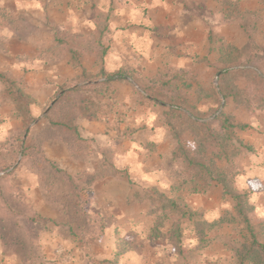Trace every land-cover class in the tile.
Returning a JSON list of instances; mask_svg holds the SVG:
<instances>
[{
	"label": "crops",
	"instance_id": "obj_1",
	"mask_svg": "<svg viewBox=\"0 0 264 264\" xmlns=\"http://www.w3.org/2000/svg\"><path fill=\"white\" fill-rule=\"evenodd\" d=\"M39 2L42 10H21L17 8V0H0V72L6 73L34 98L31 116L38 119L37 126L40 124L42 128L49 123L43 111L60 88L68 84L73 85L72 88L87 84L85 75H98L102 71L112 74L129 65L148 78L169 71L183 72L206 88L202 81L206 79L207 70L213 71L214 65L222 66L211 35L237 48L245 46L235 40V35L239 38L244 31L239 34L240 30H230V21L225 18L220 0ZM73 17L78 23L71 22ZM5 90L0 80V123H13L21 130L23 117L17 113L13 101L5 97ZM106 95L102 101L108 112L106 118L88 116L77 120L82 137L92 141V153L85 160H75L67 146L55 140L44 144V153L62 169L66 178L78 179V185L84 184L79 180L83 175H97L104 156L110 158L120 174L95 178L89 206L91 213L105 219L106 242L101 252L89 250L92 257L100 255L102 260L112 259L118 232L124 239L125 234L132 245L120 264H140L149 257L148 236L154 218L146 216L151 203L143 211L149 195L147 200L137 195L139 191L152 194L153 189L165 194L171 192L175 183L171 175L175 166H170L174 138L164 127L163 108L142 102L133 81L112 82ZM212 102H201L199 111L207 110ZM153 116L155 120L151 119ZM111 123H126L131 129L127 136H119L117 131L109 129ZM262 175L264 169L258 168L249 171L248 178ZM15 177L20 190L34 193L31 204L35 214L22 219L42 229L40 249L45 258L39 263L46 264L52 258L64 264H88L90 255L87 259L85 248L66 231L70 215L66 212L65 217L49 208L47 197L41 194L45 189L35 172L17 168ZM182 187L179 185L175 191L182 192ZM226 201L221 187L213 185L205 193L179 202L195 211H204L206 218L214 221L226 213ZM43 205L45 208H41ZM60 216L65 218L63 222L58 221ZM35 217L48 219L51 225L42 228L31 220ZM1 235L0 232V264H24V258L18 257L17 252L5 249ZM110 238L115 241L113 248Z\"/></svg>",
	"mask_w": 264,
	"mask_h": 264
},
{
	"label": "trees",
	"instance_id": "obj_2",
	"mask_svg": "<svg viewBox=\"0 0 264 264\" xmlns=\"http://www.w3.org/2000/svg\"><path fill=\"white\" fill-rule=\"evenodd\" d=\"M220 1L223 6L229 8L232 4L230 0ZM229 8L226 10L225 18L231 21L234 16ZM211 40L217 45L219 62L223 66L217 74L218 85L207 89L199 81L189 79L185 73L178 71H169L155 78H148L129 65L123 66L112 74L102 71L98 75H85L84 82L87 84L75 88H72L71 84L62 86L58 94L45 107L43 114L49 123L39 133L33 147V154L41 162L46 161L60 173L56 164L46 158L43 147L46 142L55 140L64 143L75 160H85L92 153V141L82 137L77 120L88 116L106 118L108 112L102 101L106 98L111 83L131 80L142 102L163 108L164 125L177 142L173 151V160L184 159L185 166L190 170L189 175L178 169L172 171L171 175L175 183L171 191L179 187V184L182 186L191 183L193 185L191 194H203L208 188L216 185L221 187L223 199L232 200L235 204L234 212H226L221 218L210 221L206 218L204 211H195L184 206L157 189H153L152 194L145 192L149 195L151 202L146 216L154 218L148 236L149 242L155 244L162 238H166L167 245L177 255H184L189 251L200 252L215 241L217 236L214 233H217L224 225H229L234 226L237 231L238 238L229 245L237 264H264V220L255 222L256 206L252 199L254 191L237 189L236 174L217 164L218 160H231L240 156L236 143L243 145V141L238 137V131H244L249 126L236 122L232 113L222 112L216 128L206 121V118L196 115L200 113L198 105L205 100L221 103L232 98L237 103V108L240 107L241 89L234 81L239 74L247 71L246 67L250 63L263 58L264 51L253 41L248 42L243 48H237L223 39L216 37L213 39L212 35ZM0 80L6 88L5 97L13 101L26 127L23 136H13L0 142V150H2L6 149L12 141L23 143L25 137L28 139L32 125L38 124V119L33 118L30 111V107L35 103L34 98L6 73L0 72ZM187 131L191 132L196 144L194 150H190L187 147L188 144L184 142V134ZM232 147L234 149L230 151ZM20 155L21 150L13 148L11 162L6 164L1 161L2 168L7 170L9 167H15ZM22 155L26 156V151ZM117 174L120 172L113 167L110 158L104 156L97 175L88 176L83 185L75 184L71 178L66 179L67 185L63 189L67 192L66 206L70 207L67 214L82 212L87 217V223L93 226L99 224L98 229L104 231L105 222L97 223L88 211L92 184L97 176ZM71 184L74 185L72 192ZM137 198L140 196L137 195ZM31 220L44 228L50 222L42 217ZM188 233L195 241V246L190 250L186 245ZM116 239L114 257L110 260H102L99 264H120L121 258L132 250L131 242L122 238L118 232Z\"/></svg>",
	"mask_w": 264,
	"mask_h": 264
},
{
	"label": "rangeland",
	"instance_id": "obj_3",
	"mask_svg": "<svg viewBox=\"0 0 264 264\" xmlns=\"http://www.w3.org/2000/svg\"><path fill=\"white\" fill-rule=\"evenodd\" d=\"M230 1L232 2L230 6L231 9L227 6H224L223 9L226 15V10L229 8L234 16L229 23L230 30L234 32L240 30L239 34L244 31L239 38L235 33V40L240 42L241 45H246L248 42L253 41L264 51V0ZM214 66L213 71L210 72L207 70L205 74L206 79L202 81L207 89H210L213 85H218L217 74L223 66ZM246 68L247 71L243 74H239L234 81L241 89L242 103L240 107L237 108V103H235L232 98L227 102L222 101L221 103L213 101L212 104H210L211 106L208 105L207 110L204 112L200 111V113L196 115L200 118H206V121L210 122L213 127L216 128L218 127L222 112L227 114L232 113L236 122L249 126V128L244 131H238V137L243 141V145L236 143L237 149H239L241 153L240 156L232 158L231 160H218L217 164L219 167L228 169L233 174H236L235 184L237 189H252L254 191L252 199L256 206L255 222H259L264 220V215H261V212H264V175L255 176L254 179H249L248 175L249 171L257 170L258 168L264 169V57L256 62L250 63ZM8 125H10V127H8ZM0 127H8L7 135L0 138V142L10 139L13 136H23L26 131L24 123H22L21 130H18L19 127L13 123H0ZM31 128L32 130L28 139L25 137L23 143L12 141V143H10L11 146L8 145L6 149L0 150V232L2 233V243L6 250L17 252L19 254L17 255L18 257L24 258V264H40L39 261L41 262V260L45 258L42 257V251L40 249L41 241L39 239V234L42 229L26 222V218L22 219V217H30L35 214L31 204L34 193L31 195V191L27 193L17 187L16 184L18 180L15 177L16 169L26 168L28 172H35L39 183L43 186V189H45L41 194L47 197L49 208L53 212L57 214L63 213L62 215L66 217L65 214L70 207L66 206V202L68 201L67 192L66 189H63L67 185L66 179L68 178L62 174V169L56 165L57 169L61 171L60 173L57 172L49 163L46 161L41 162L33 154V147L39 135L36 133L44 130L45 127L42 128L40 124L39 126L36 124L32 125ZM109 129L117 131L119 136H127V131L131 128H129V126L126 127V123H111ZM167 131L169 132L168 129ZM184 142L188 144L187 147H189L190 150L196 149V144L190 131L185 132ZM176 145L177 142L174 139V149ZM13 148L20 149L21 155L15 167H9L7 170H4L1 161L6 164L11 162ZM233 149L234 147L230 148V151ZM25 151L26 156H23L22 154ZM172 161L170 164L171 168L175 166V170L178 169L186 175L190 174V170L185 166L184 159H174ZM87 177L88 176L83 175L79 180L85 183ZM70 178L75 184H78V179L73 177ZM182 186L181 187L184 188L182 192L181 190L175 191L174 189L171 192L167 191L166 195L181 202H187L190 196L198 195L190 193L193 188L191 183ZM70 188L72 192L74 185L71 184ZM138 195L145 200L148 198L144 191H139ZM92 196L93 194L89 198L88 211L92 203ZM149 201L146 202L147 207H144L143 211L147 210L151 203ZM225 203H228L226 212H234V201L228 200ZM43 206L41 208H45V205ZM89 213L97 223L105 220L102 215H94L90 211ZM60 217L58 221L63 222L65 218ZM70 217L71 220H67L68 230L66 231L71 234L72 238L77 240L75 241L78 242L81 247L85 248L87 259L90 255L88 264H99L103 256L94 255L93 258L91 250L93 251L94 249V251L101 252L104 249L106 242L105 230L100 231L97 227L99 224L93 226L87 223V217H85L82 212H74ZM143 220L145 221V218H143ZM149 222L150 220H148V223ZM54 225L59 227V224L57 225L55 223ZM105 226H107L106 223ZM62 230L65 229L62 228ZM214 235H216L217 238L208 248L200 252L189 251L184 255L175 254L172 248L167 245L166 238H162L157 243L150 245V249L148 250L149 257L140 264H237L234 254L229 249V245L238 238L234 226L224 225L217 233H214ZM123 236L126 239L128 238L125 234ZM109 242L110 247L113 248L115 241L110 238ZM193 242H195L193 236L188 233L186 245L189 250L195 246ZM21 245L24 247L23 249L19 248ZM110 247L107 246L106 250H109ZM89 248H91V250H89ZM57 262L63 263L59 259L51 258L47 260L46 264H56Z\"/></svg>",
	"mask_w": 264,
	"mask_h": 264
},
{
	"label": "clouds",
	"instance_id": "obj_4",
	"mask_svg": "<svg viewBox=\"0 0 264 264\" xmlns=\"http://www.w3.org/2000/svg\"><path fill=\"white\" fill-rule=\"evenodd\" d=\"M157 3H159V0H157ZM17 8L21 10H28L32 8H37L42 10V4L39 2V0H31V2H27V0H17ZM73 24L78 23V21L73 17L72 21ZM91 23V22H86ZM94 27V25H92ZM9 37L11 36V33H6ZM152 120H155L156 117H151ZM10 127V125H8ZM8 127H0V138H3V136L7 135ZM260 211V210H258ZM261 215H264V212H261ZM195 243V242H193Z\"/></svg>",
	"mask_w": 264,
	"mask_h": 264
}]
</instances>
